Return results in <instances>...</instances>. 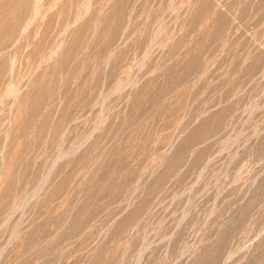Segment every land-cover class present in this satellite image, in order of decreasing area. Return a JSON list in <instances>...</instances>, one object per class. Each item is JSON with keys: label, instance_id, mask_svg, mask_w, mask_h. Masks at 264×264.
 I'll return each mask as SVG.
<instances>
[{"label": "rangeland", "instance_id": "rangeland-1", "mask_svg": "<svg viewBox=\"0 0 264 264\" xmlns=\"http://www.w3.org/2000/svg\"><path fill=\"white\" fill-rule=\"evenodd\" d=\"M0 264H264V0H0Z\"/></svg>", "mask_w": 264, "mask_h": 264}]
</instances>
